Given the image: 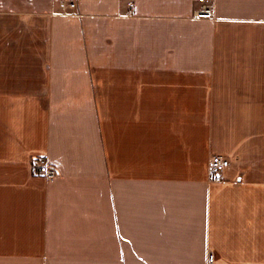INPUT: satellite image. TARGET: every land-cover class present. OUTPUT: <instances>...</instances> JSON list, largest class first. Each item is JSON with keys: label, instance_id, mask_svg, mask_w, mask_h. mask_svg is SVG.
<instances>
[{"label": "crops", "instance_id": "1", "mask_svg": "<svg viewBox=\"0 0 264 264\" xmlns=\"http://www.w3.org/2000/svg\"><path fill=\"white\" fill-rule=\"evenodd\" d=\"M205 1L0 0V264H264V0Z\"/></svg>", "mask_w": 264, "mask_h": 264}, {"label": "built area", "instance_id": "2", "mask_svg": "<svg viewBox=\"0 0 264 264\" xmlns=\"http://www.w3.org/2000/svg\"><path fill=\"white\" fill-rule=\"evenodd\" d=\"M200 8L194 12L196 19L211 20L213 19L212 5L206 3L204 0H199ZM59 8L62 11L74 9L75 4L67 1H61ZM229 166V161L221 156H213L209 164V173L211 180L215 183H220L223 179V174ZM32 173L38 177L54 180L57 177V171L50 166L46 159L37 157L32 160Z\"/></svg>", "mask_w": 264, "mask_h": 264}, {"label": "rangeland", "instance_id": "3", "mask_svg": "<svg viewBox=\"0 0 264 264\" xmlns=\"http://www.w3.org/2000/svg\"><path fill=\"white\" fill-rule=\"evenodd\" d=\"M204 1H205V0H204ZM198 2H199V0H198ZM205 2H206V1H205ZM199 4H200V3H199ZM200 6H201V4H200ZM199 8H200V7H199ZM199 8H198V9H199ZM212 11H213V10H212Z\"/></svg>", "mask_w": 264, "mask_h": 264}]
</instances>
